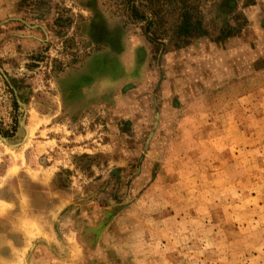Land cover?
Returning <instances> with one entry per match:
<instances>
[{"label":"rangeland","instance_id":"rangeland-1","mask_svg":"<svg viewBox=\"0 0 264 264\" xmlns=\"http://www.w3.org/2000/svg\"><path fill=\"white\" fill-rule=\"evenodd\" d=\"M0 264H264V0H0Z\"/></svg>","mask_w":264,"mask_h":264}]
</instances>
